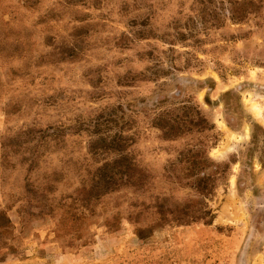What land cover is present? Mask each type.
<instances>
[{
  "label": "rangeland",
  "instance_id": "374dc122",
  "mask_svg": "<svg viewBox=\"0 0 264 264\" xmlns=\"http://www.w3.org/2000/svg\"><path fill=\"white\" fill-rule=\"evenodd\" d=\"M241 263L264 0H0V264Z\"/></svg>",
  "mask_w": 264,
  "mask_h": 264
},
{
  "label": "trees",
  "instance_id": "16d2710c",
  "mask_svg": "<svg viewBox=\"0 0 264 264\" xmlns=\"http://www.w3.org/2000/svg\"><path fill=\"white\" fill-rule=\"evenodd\" d=\"M201 181H202V180H200V182H201ZM202 216H203V214H202V215H200V216H199V218H202Z\"/></svg>",
  "mask_w": 264,
  "mask_h": 264
},
{
  "label": "water",
  "instance_id": "95a60500",
  "mask_svg": "<svg viewBox=\"0 0 264 264\" xmlns=\"http://www.w3.org/2000/svg\"><path fill=\"white\" fill-rule=\"evenodd\" d=\"M241 264H243V263H241Z\"/></svg>",
  "mask_w": 264,
  "mask_h": 264
}]
</instances>
